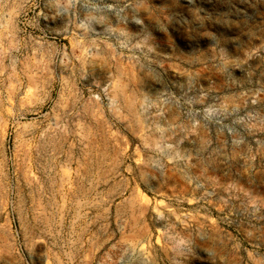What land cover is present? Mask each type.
I'll list each match as a JSON object with an SVG mask.
<instances>
[{
	"label": "rangeland",
	"instance_id": "1",
	"mask_svg": "<svg viewBox=\"0 0 264 264\" xmlns=\"http://www.w3.org/2000/svg\"><path fill=\"white\" fill-rule=\"evenodd\" d=\"M0 264H264V0H0Z\"/></svg>",
	"mask_w": 264,
	"mask_h": 264
}]
</instances>
